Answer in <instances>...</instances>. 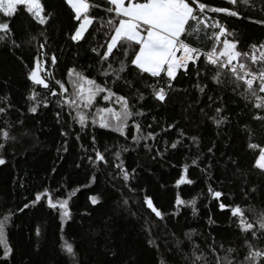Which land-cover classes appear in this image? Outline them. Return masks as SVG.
I'll use <instances>...</instances> for the list:
<instances>
[{
    "label": "trees",
    "instance_id": "1",
    "mask_svg": "<svg viewBox=\"0 0 264 264\" xmlns=\"http://www.w3.org/2000/svg\"><path fill=\"white\" fill-rule=\"evenodd\" d=\"M41 2L52 13L50 23L45 26L48 51L59 58L57 66L53 67L49 62L43 67L53 71L56 79L63 80L67 70L75 68L83 71L88 78L103 84L105 80L97 71L99 65L96 63V54L91 50L97 42L95 37H99L101 42L104 40L103 32H94L91 36L86 33L87 39L77 45L68 38L76 22L64 0ZM204 2L241 13L240 19L222 13L209 14L235 33V37L228 38L239 41V49L250 51L251 45L264 42V24L252 22L264 20V12L260 10L264 0H250L253 8H247L243 4L233 6L227 0ZM90 3H102V0H90ZM90 15L94 18V23H97L99 16L103 15L102 9L94 7L90 9ZM2 21L10 22L14 39L21 46L13 49L0 43V97L7 96L12 105L7 119L14 124L18 119L24 123L11 129V135L15 139L8 141L5 148L0 149V155L7 162L6 165H0V215L9 209L15 212L25 202L34 199L36 192L44 189L50 190L54 200L68 199L71 212V219L63 222V231L60 228L62 221L59 210L48 208L46 200L22 213L17 212L8 229V240L15 254L7 264H71L69 257L61 250L64 241L73 244L78 264H159L160 257L167 264H186L183 254L188 253L191 248L185 237L189 232L194 233L192 242L205 250L215 238L217 251L219 244L223 242L225 249L235 248L239 259H244L247 249L244 247L243 237L237 236L236 229L230 227L229 216L222 213L218 202L209 196L210 185L200 168L192 166V159L196 155L203 160L201 167L212 165L211 174L214 179L211 186L222 190L225 203L234 200L245 210L249 205L264 207V178L250 170L259 147H264V125L252 119L245 107V100L234 94L231 86L216 88L209 80L211 87L216 89L214 92L210 91L209 95H215L224 101L223 114L229 118L228 123L217 129L200 111L205 108L209 115L212 114V110L206 107L209 103L207 96L193 90L192 80L196 79L194 75L190 80L181 73L176 82V88L180 91H173L165 104L155 102L150 96V89L144 88L142 83L139 85L146 98L138 103L145 115L137 119L141 121L144 132L155 130L160 133V150H164L165 141L170 143L178 138L177 130H182L186 135L177 149H168L165 160L158 158L154 162L145 154L142 146L131 143L130 135L128 146L135 150L122 153L121 158L127 166L131 168L140 165L137 186L139 197L142 198L145 194L153 197L155 205L165 213V219L159 222V226L151 228L154 243L150 247L148 234L143 230L144 214L139 203H132L136 193L122 189L121 182L109 175L115 171L114 168L100 166L99 170H95L86 161H81L82 150L74 135L80 131L78 125L69 137V151H63V138L59 135L61 125L56 123L54 116V111L60 110L55 106V98H52L53 103L47 109L41 107L34 116L27 111L29 102L26 97L31 94L33 86L26 78L29 69L25 65L35 66L36 45L45 40V37L39 35L41 26L32 21L23 10H18L12 17H3L0 13V22ZM92 31L90 25L89 32ZM33 36L37 40L25 43ZM210 43L208 42L209 46ZM203 50L207 49L202 48ZM200 63L203 65V59ZM37 91L44 93L43 88H37ZM114 91L131 97L132 103H137L134 90H129L122 82ZM97 106L103 107L105 102L101 99ZM149 124L152 129L148 128ZM167 124H174L175 129L161 132V128ZM245 124L253 133L251 141L244 131ZM0 125H3V120H0ZM93 134L98 137L99 149L104 151L107 146L110 149L106 153L108 160L115 161V146H123L124 137L99 128L93 132L89 128L88 136L83 138L85 146L90 144ZM191 136L198 137L197 145H190L188 138ZM249 142L257 144V149H249ZM213 144V159H205L210 155L208 148ZM230 157L239 162V169L229 162ZM77 162H81L83 166L77 168ZM185 165L188 166L185 174L193 183L176 186L175 182L184 173ZM53 168L56 169L55 172L52 171ZM93 175L96 177L95 183L88 188L83 187ZM131 184L136 185L137 182L133 180ZM252 187L261 190L252 194L254 198L248 199L243 190ZM73 192L75 195H72ZM90 196H98L101 203L93 206L89 201ZM177 196L185 201L195 198L196 213L193 214L191 207H181L178 215L171 216ZM123 199L129 200L131 211L126 210ZM152 219L155 220V217ZM210 219L214 223H209ZM37 229L41 233L39 237L36 235ZM177 241H182L179 250ZM252 243L257 247H264V240ZM220 254L223 255L222 252Z\"/></svg>",
    "mask_w": 264,
    "mask_h": 264
},
{
    "label": "snow or ice",
    "instance_id": "2",
    "mask_svg": "<svg viewBox=\"0 0 264 264\" xmlns=\"http://www.w3.org/2000/svg\"><path fill=\"white\" fill-rule=\"evenodd\" d=\"M64 3L71 9L74 14L72 19L76 22L73 25L74 30L68 34L73 43L79 45L81 41L86 40V33L91 36L94 32H103L104 40L101 42L99 37H95L97 42L91 50L97 57L98 75L103 77L105 82L98 83L96 79L88 78L83 71H77L75 68H69L63 80L56 79L53 71L43 67L49 62L53 67L57 66L59 61L55 53L48 51L45 26L50 23L52 13L41 0H0V13L3 17H12L18 10H23L32 21L41 26L39 35L45 37L44 42L36 45L35 66L25 65L29 69L26 78L33 86L31 94L26 97L29 102L27 111L34 116L41 107L47 109L53 103L52 98H55V106L60 110L54 111V116L56 123L61 125L59 135L63 138V151H69V137L73 135V129L78 125L80 131L74 135L82 150L81 161H86L95 170H99L100 166L114 168L115 171L109 175L121 182L122 189L136 193L132 203H139L144 214L143 230L148 234V244L151 247L154 243L151 228L159 226V222L165 219V213L155 205L153 197L147 194L139 197L137 186L140 180L138 175L140 165L130 168L121 158L122 153L135 150L128 146L130 135L131 143L142 146L145 154L154 162L158 158L165 160L168 149H177L186 135L182 130H177L178 138L170 143L165 141L164 150H160L159 141L162 139L160 133L155 130L144 132L141 121L137 119L145 115L138 107L139 101L146 98L139 85L142 83L144 88L150 89V96L155 102L165 104L173 91H180L176 88L180 74L188 76L190 80L194 75L196 79L192 80L193 90L207 96L209 103L206 107L212 110V114L209 115L205 108H201L200 111L217 129L228 123L229 118L223 114L224 101L215 95H209L210 91L216 90L211 85H215L216 88L231 86L233 93L245 100V107L251 113L252 119L264 125V42L251 45L250 51L239 49V41L228 38L235 37V33L229 31L214 15L209 14L222 13L240 19L241 13L225 7L211 6L204 0H102V3H90V0H64ZM227 3L233 6L243 4L247 8L254 7L250 0H227ZM94 7L101 8L103 12L97 23H94V18L90 15V9ZM260 10L264 12V4L260 6ZM252 22L264 24V20ZM90 25L92 32H89ZM34 40H37V37L33 36L25 43ZM208 42H211L210 46ZM0 43L13 49L21 46L14 39L9 21L0 22ZM202 48L207 50L202 51ZM201 59L204 61L203 65L200 63ZM121 82L129 90H134L136 104L132 103L131 97L114 91ZM37 88H43L44 93L38 92ZM183 91L187 92V89ZM101 99L105 106L98 107ZM11 108L8 97H0V120H3V125H0V149H4L8 141L15 139L11 135V129L24 123L18 119L14 124L7 119L11 114ZM93 108L95 111H92ZM89 128L93 132L99 128L124 137L125 144L116 145L117 151L113 153L115 161L119 163L108 160L106 153L110 149L107 146L104 151L99 149L97 135L93 134L90 144L85 146L83 138L88 136ZM148 128L152 129V125L149 124ZM172 129H175V125L167 124L161 128V132L166 133ZM244 131L248 133L251 141L253 133L247 124L244 125ZM188 140L190 145L199 143L196 136H191ZM257 147L255 143H248L249 149L255 150ZM214 148L215 144L208 148L210 155L205 159H213ZM229 162L239 169L237 160L230 157ZM6 163V159L0 155V165ZM201 164L203 160L196 155L192 159V166L200 168L210 185L209 196L218 202L219 210L229 216L230 227L236 229L237 236L243 237L247 251L243 260L239 259L235 248L225 249L223 242L219 244L217 251L215 238L205 250L192 242L194 233L189 232L185 237L191 248L188 253L183 254L186 264H264V247H257L252 243L264 240V207L249 205L245 210L234 200L225 203L222 190L211 186L214 179L211 174L212 165L201 167ZM75 166L81 168L83 164L77 162ZM55 170L52 169L53 172ZM187 170L188 166L185 165L184 173L180 174L175 182L176 186L193 183L185 174ZM250 170L264 178V147H259ZM133 180L137 182L136 185L131 184ZM95 181L96 177L93 175L83 187L88 188ZM260 190L252 187L245 188L243 192L246 198L252 199L254 198L252 194ZM72 195H75V192ZM45 200L48 208L59 210L62 221L60 228L63 231V222L71 219L69 200H54L49 189L36 192L34 199L25 202L15 212L9 209L0 215V264H7L9 258L15 254L8 240L12 218L17 212L22 213L26 209L36 207ZM89 201L93 206L101 203L98 196H90ZM129 204L128 199H123L126 210L131 211ZM195 204V198L185 201L177 196L171 216L178 215L181 207H191L195 214L197 211ZM132 215H135V212H132ZM153 216L155 220L152 219ZM209 223L214 221L210 219ZM36 235L37 237L41 235L39 229L36 230ZM181 243L182 241H177L178 250ZM61 250L69 257L71 264H78L73 244L64 241ZM159 264H167V261L160 257Z\"/></svg>",
    "mask_w": 264,
    "mask_h": 264
},
{
    "label": "rangeland",
    "instance_id": "3",
    "mask_svg": "<svg viewBox=\"0 0 264 264\" xmlns=\"http://www.w3.org/2000/svg\"><path fill=\"white\" fill-rule=\"evenodd\" d=\"M115 107H117V108H118V105H117V106H115ZM92 111H95V108H93V109H92Z\"/></svg>",
    "mask_w": 264,
    "mask_h": 264
}]
</instances>
